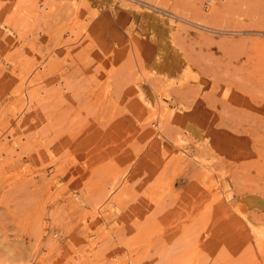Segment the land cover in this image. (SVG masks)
I'll list each match as a JSON object with an SVG mask.
<instances>
[{
    "label": "rangeland",
    "instance_id": "obj_1",
    "mask_svg": "<svg viewBox=\"0 0 264 264\" xmlns=\"http://www.w3.org/2000/svg\"><path fill=\"white\" fill-rule=\"evenodd\" d=\"M133 1L0 0V264H264V0Z\"/></svg>",
    "mask_w": 264,
    "mask_h": 264
},
{
    "label": "bare ground",
    "instance_id": "obj_2",
    "mask_svg": "<svg viewBox=\"0 0 264 264\" xmlns=\"http://www.w3.org/2000/svg\"><path fill=\"white\" fill-rule=\"evenodd\" d=\"M112 3H120V4H131L133 3L134 1L133 0H111ZM137 3H138V0H137ZM137 5V4H136ZM136 5H133V6H136ZM139 5V4H138ZM155 5V4H154ZM127 6V5H126ZM208 7V6H207ZM163 9V8H162ZM161 10V9H160ZM171 13V16L170 18H167L164 14L161 13V11L157 12V11H153L154 15L157 16V18L162 21V23H166L168 24L169 26V30L173 29L174 27H177V26H182V27H191L192 23L194 25H202L203 23L200 22L199 20H194V19H191L189 17H186L180 13H177V12H174V11H168ZM206 25V24H205ZM171 32V31H170ZM173 32V30H172ZM171 32V33H172ZM170 33V35H171ZM160 99V98H159ZM166 99L168 101H164L161 105V107L164 108V110H168V108L170 107L169 105V102H170V98L169 97H166Z\"/></svg>",
    "mask_w": 264,
    "mask_h": 264
}]
</instances>
